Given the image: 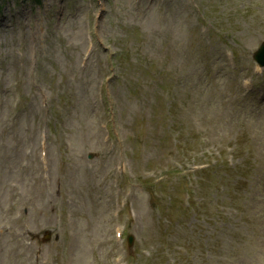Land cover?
Returning a JSON list of instances; mask_svg holds the SVG:
<instances>
[{
    "label": "rangeland",
    "instance_id": "1",
    "mask_svg": "<svg viewBox=\"0 0 264 264\" xmlns=\"http://www.w3.org/2000/svg\"><path fill=\"white\" fill-rule=\"evenodd\" d=\"M263 41L264 0H0V264H264Z\"/></svg>",
    "mask_w": 264,
    "mask_h": 264
},
{
    "label": "bare ground",
    "instance_id": "2",
    "mask_svg": "<svg viewBox=\"0 0 264 264\" xmlns=\"http://www.w3.org/2000/svg\"><path fill=\"white\" fill-rule=\"evenodd\" d=\"M15 157V155L14 154H11L10 155V159H12V158H14Z\"/></svg>",
    "mask_w": 264,
    "mask_h": 264
}]
</instances>
